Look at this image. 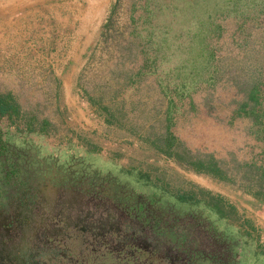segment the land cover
Returning a JSON list of instances; mask_svg holds the SVG:
<instances>
[{
  "label": "rangeland",
  "instance_id": "1",
  "mask_svg": "<svg viewBox=\"0 0 264 264\" xmlns=\"http://www.w3.org/2000/svg\"><path fill=\"white\" fill-rule=\"evenodd\" d=\"M0 95L7 142L202 212L264 264L224 195L264 203V0H0ZM55 189L38 173L11 193Z\"/></svg>",
  "mask_w": 264,
  "mask_h": 264
},
{
  "label": "trees",
  "instance_id": "2",
  "mask_svg": "<svg viewBox=\"0 0 264 264\" xmlns=\"http://www.w3.org/2000/svg\"><path fill=\"white\" fill-rule=\"evenodd\" d=\"M16 112L0 95V119ZM57 159L0 134V211L16 206L11 189L30 176H49L57 188L56 198L35 192L24 198L30 203L26 218L16 219L18 246H10L12 224L0 217V264H243L239 241L204 213L141 193L81 157Z\"/></svg>",
  "mask_w": 264,
  "mask_h": 264
},
{
  "label": "crops",
  "instance_id": "3",
  "mask_svg": "<svg viewBox=\"0 0 264 264\" xmlns=\"http://www.w3.org/2000/svg\"><path fill=\"white\" fill-rule=\"evenodd\" d=\"M230 194L231 193H226L224 195L226 196V198H229L230 202L234 204V206L241 210H246V214L250 218L246 222L249 225L250 229L246 224L240 226L234 223V227H232L234 233L239 232L242 236H244L246 240H253V242L259 241L257 247L259 246L261 250L264 251V203L249 198L244 194H232V197L229 196ZM219 213L223 214L221 209H219ZM223 216L225 217V215ZM226 218L225 221H227Z\"/></svg>",
  "mask_w": 264,
  "mask_h": 264
},
{
  "label": "flooded vegetation",
  "instance_id": "4",
  "mask_svg": "<svg viewBox=\"0 0 264 264\" xmlns=\"http://www.w3.org/2000/svg\"><path fill=\"white\" fill-rule=\"evenodd\" d=\"M54 191L56 192L57 191V188ZM27 194H28V192H27ZM51 196L53 198H56L55 197L56 196L55 193H52ZM53 198H52V200H53ZM29 203H30L29 201L25 202L24 201V198L19 197V199L17 200L16 206L13 203V204L9 205L8 207H5L4 209L2 208L1 211H0V212H2L1 215H0L1 219H4V220L5 219H8L9 222L12 224L11 225V228L13 229L12 230V233H11V235L10 234L8 235V237L10 236V238L13 239L10 242L12 244V241H13V244L10 245V246H13V245L18 246V243L20 242L19 241V239H20V232H19V229L17 228L18 224H17L16 219H17V217H20V219L26 218L27 211H28V207L27 206L29 205ZM4 214H5V216H4ZM225 233L228 234V235H230L231 237L234 236V234L232 235V234H229L227 232H225ZM233 238L236 239V240H238L239 243H240V239H238L236 237H233ZM17 249L20 250L19 247H17ZM21 251H23V250H21Z\"/></svg>",
  "mask_w": 264,
  "mask_h": 264
}]
</instances>
